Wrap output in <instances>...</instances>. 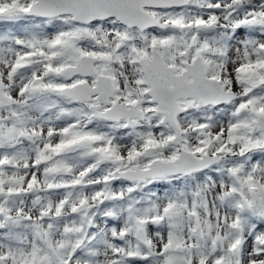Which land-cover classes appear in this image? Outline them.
<instances>
[{"label":"snow or ice","instance_id":"6c2138e0","mask_svg":"<svg viewBox=\"0 0 264 264\" xmlns=\"http://www.w3.org/2000/svg\"><path fill=\"white\" fill-rule=\"evenodd\" d=\"M0 264H264V0H0Z\"/></svg>","mask_w":264,"mask_h":264}]
</instances>
